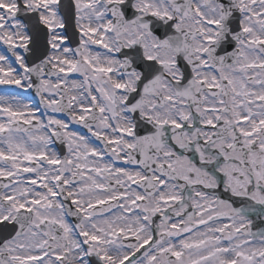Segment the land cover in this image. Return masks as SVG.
<instances>
[{"label": "snow or ice", "instance_id": "1", "mask_svg": "<svg viewBox=\"0 0 264 264\" xmlns=\"http://www.w3.org/2000/svg\"><path fill=\"white\" fill-rule=\"evenodd\" d=\"M0 264H264V0H0Z\"/></svg>", "mask_w": 264, "mask_h": 264}]
</instances>
